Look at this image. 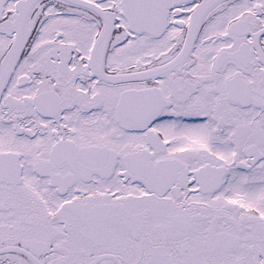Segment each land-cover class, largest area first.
<instances>
[{"label": "snow or ice", "instance_id": "snow-or-ice-1", "mask_svg": "<svg viewBox=\"0 0 264 264\" xmlns=\"http://www.w3.org/2000/svg\"><path fill=\"white\" fill-rule=\"evenodd\" d=\"M0 264H264V0H0Z\"/></svg>", "mask_w": 264, "mask_h": 264}]
</instances>
